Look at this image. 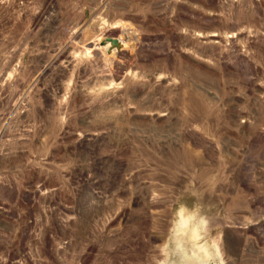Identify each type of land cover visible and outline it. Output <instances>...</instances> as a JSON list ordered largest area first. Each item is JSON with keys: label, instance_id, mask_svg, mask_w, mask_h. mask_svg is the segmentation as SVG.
I'll list each match as a JSON object with an SVG mask.
<instances>
[{"label": "rangeland", "instance_id": "1", "mask_svg": "<svg viewBox=\"0 0 264 264\" xmlns=\"http://www.w3.org/2000/svg\"><path fill=\"white\" fill-rule=\"evenodd\" d=\"M0 264H264V0H0Z\"/></svg>", "mask_w": 264, "mask_h": 264}, {"label": "water", "instance_id": "2", "mask_svg": "<svg viewBox=\"0 0 264 264\" xmlns=\"http://www.w3.org/2000/svg\"><path fill=\"white\" fill-rule=\"evenodd\" d=\"M110 43V47H120L123 43V40L119 36H108L103 43Z\"/></svg>", "mask_w": 264, "mask_h": 264}]
</instances>
